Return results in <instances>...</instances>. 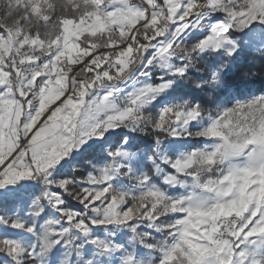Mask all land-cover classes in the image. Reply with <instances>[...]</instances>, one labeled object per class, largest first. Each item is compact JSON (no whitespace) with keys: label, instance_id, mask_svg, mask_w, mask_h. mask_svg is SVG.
Instances as JSON below:
<instances>
[{"label":"snow or ice","instance_id":"1","mask_svg":"<svg viewBox=\"0 0 264 264\" xmlns=\"http://www.w3.org/2000/svg\"><path fill=\"white\" fill-rule=\"evenodd\" d=\"M247 53L264 0H0V264H264Z\"/></svg>","mask_w":264,"mask_h":264},{"label":"rangeland","instance_id":"2","mask_svg":"<svg viewBox=\"0 0 264 264\" xmlns=\"http://www.w3.org/2000/svg\"><path fill=\"white\" fill-rule=\"evenodd\" d=\"M247 56H259L258 53H247ZM233 85H238L241 90H244L247 93H257L261 90H264V81L259 82L258 78L255 76L254 78H249L248 80H239L235 81V83H232ZM204 93H207L208 96L209 94L213 99H218V98H227V93H225L223 90H216L213 88H206ZM211 107V105H210ZM72 161L69 162L68 165V170L71 171L72 168Z\"/></svg>","mask_w":264,"mask_h":264},{"label":"trees","instance_id":"3","mask_svg":"<svg viewBox=\"0 0 264 264\" xmlns=\"http://www.w3.org/2000/svg\"><path fill=\"white\" fill-rule=\"evenodd\" d=\"M246 63L249 67L253 68V70L257 71L258 74L256 75V77L258 78L259 82L264 81V75L260 74V69L262 68V66H264L262 65V61L260 57L259 56H252V57L247 56ZM228 80H229V83L232 84V83H235V81H239L240 79L230 76ZM198 95L204 100L209 99V96L207 93H199Z\"/></svg>","mask_w":264,"mask_h":264}]
</instances>
